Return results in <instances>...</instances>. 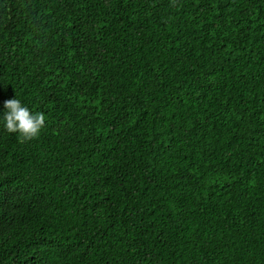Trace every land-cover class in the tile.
Masks as SVG:
<instances>
[{"label": "trees", "instance_id": "trees-1", "mask_svg": "<svg viewBox=\"0 0 264 264\" xmlns=\"http://www.w3.org/2000/svg\"><path fill=\"white\" fill-rule=\"evenodd\" d=\"M15 97L0 264H264V0H0Z\"/></svg>", "mask_w": 264, "mask_h": 264}, {"label": "clouds", "instance_id": "clouds-1", "mask_svg": "<svg viewBox=\"0 0 264 264\" xmlns=\"http://www.w3.org/2000/svg\"><path fill=\"white\" fill-rule=\"evenodd\" d=\"M0 116V123L9 133H18L22 139L36 137L45 126L46 117L43 113L32 112L16 97L6 100Z\"/></svg>", "mask_w": 264, "mask_h": 264}]
</instances>
